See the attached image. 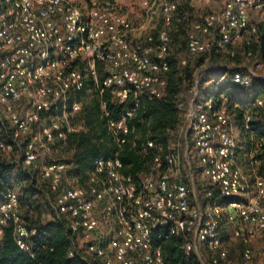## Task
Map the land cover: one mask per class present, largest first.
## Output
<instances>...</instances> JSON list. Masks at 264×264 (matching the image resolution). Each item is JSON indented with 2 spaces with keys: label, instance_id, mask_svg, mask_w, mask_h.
I'll use <instances>...</instances> for the list:
<instances>
[{
  "label": "built area",
  "instance_id": "2783aa9c",
  "mask_svg": "<svg viewBox=\"0 0 264 264\" xmlns=\"http://www.w3.org/2000/svg\"><path fill=\"white\" fill-rule=\"evenodd\" d=\"M138 1L143 14L135 21L117 0H0V157L21 154L22 168L47 184L50 206L68 230V255L84 264H167L158 241L173 238L183 240L184 254L200 264H237L223 238L225 226L229 239L243 246L238 264H264V138L250 136L256 144L245 172L220 84L202 95L196 74L187 108L194 153L213 186L206 198L216 191L218 199L202 203L188 155L157 157L151 173L139 179L122 173L121 150L137 148L129 122L143 96L161 97L166 88L175 23L187 0ZM193 1L204 11L187 30L181 65L201 55L234 59L237 53L227 48L244 44V55L258 57L254 66L224 68L236 92L255 97L264 111V59L252 24L264 16V0ZM90 83L108 96L100 109L116 151L96 158L83 183L71 184L68 164L53 153L58 142L67 145L68 134L86 132L74 115ZM109 105L122 110L119 120ZM253 121L245 112L244 131ZM154 147L149 140L139 150ZM5 228L32 260L46 249L36 240L39 229L23 218L20 194L0 182V238Z\"/></svg>",
  "mask_w": 264,
  "mask_h": 264
},
{
  "label": "trees",
  "instance_id": "16d2710c",
  "mask_svg": "<svg viewBox=\"0 0 264 264\" xmlns=\"http://www.w3.org/2000/svg\"><path fill=\"white\" fill-rule=\"evenodd\" d=\"M186 6L184 9H188ZM258 30V36H256L257 38L254 37V40L260 42L264 59V28ZM182 44L185 46L184 41ZM208 57V55L196 57L193 62L189 61L186 66L181 65V58L171 59V69L166 74L167 85L162 96L142 97L136 116L129 122V127L133 130L132 137L137 138V148L127 145L121 150V160L124 164L122 173L124 175L139 179L141 176L150 174L156 158L161 157L163 159L164 156L173 151L170 149V145L174 136L187 124L186 107L188 108L189 100L193 95L197 71L205 65ZM228 63L233 64L235 62L230 61ZM225 85L220 88L219 92L224 91V89L230 91L226 108L229 114L234 117L237 129L244 130L243 116L245 112L249 111L252 113L254 121L251 130L244 131L243 137L248 142L251 135H254L255 138H264V111L255 107V97L240 99L229 81ZM259 85L264 86L263 83H259ZM209 93L210 90L204 92L206 95ZM107 98L108 96L104 95L102 100L107 101ZM108 110L111 111L114 120L121 118L122 110L120 108L114 109L109 105ZM76 122L82 124L86 132L68 134L67 145L62 146V143L58 142L54 152L58 153L59 158H64L62 161L68 163L67 174L69 173L73 179L79 178L77 183H83L86 174L94 169L95 159L99 156H110L116 151V148L108 138L106 120L102 117L97 99L93 101L92 106L78 115ZM189 133L192 136V132L189 131ZM149 140L154 142L155 147L144 154L140 153V147ZM251 145L246 144L247 155L252 150L255 151V146L252 147ZM71 150H73L71 157L66 159L64 156ZM260 152L255 154H260ZM18 160L0 157L2 189L19 190L23 218L30 227L39 229L36 240L45 245L46 249L38 253L36 260H32L16 246L11 229L5 228L4 234L0 238V264H84L78 257L70 258L68 255L71 242L65 223L54 219L44 223L45 216L51 213L52 209L49 201L51 194L47 184L39 181L35 173L23 169ZM192 169L199 197L205 204L209 199L206 198L207 192L205 190H213V186L202 175L198 160L194 164L192 160ZM199 176L205 178L209 185H200ZM218 197L217 192L213 191V196L209 200H216ZM220 203L226 205L227 201L221 200ZM223 238L225 241L227 238L229 240L228 235H223ZM183 242V240L175 238L162 244L158 241V244L163 247L167 264H200L196 256L184 254ZM240 246L242 251V244Z\"/></svg>",
  "mask_w": 264,
  "mask_h": 264
},
{
  "label": "rangeland",
  "instance_id": "374dc122",
  "mask_svg": "<svg viewBox=\"0 0 264 264\" xmlns=\"http://www.w3.org/2000/svg\"><path fill=\"white\" fill-rule=\"evenodd\" d=\"M78 3H80L81 5H86L88 4L89 0H76ZM120 8L122 9V11L124 13H126L127 15H129L130 17L134 18L135 21L140 20V18L142 17L143 14V10L140 6V3L138 0H117ZM186 7H188V9H181V14L178 16L177 18V22L175 23V28H174V33H173V44H172V48H171V59H175V58H184L186 57V33L187 30L189 29V26L191 24V21L193 20V18L198 17V14L201 13L202 11H204V7L200 4H198V2L193 1V0H187L186 1ZM186 10V11H184ZM193 15L191 18L190 16ZM253 25L256 26L258 29L259 28H264V16H258L255 17L252 21ZM185 42V46L182 44V42ZM227 49L229 50H233L237 53V57L234 59H230L228 57H226L223 54H216L213 55L211 58H208V60L205 62V65L202 66V68H200L197 71L198 74V80H199V92L203 95L204 92H207L209 90H211L212 88H214L216 86V84H220V86H226L225 84L229 81L228 80V75L226 72V69L224 68V66H226L227 64L231 65V63H228L230 61H234L237 65L241 64V65H247V66H254L255 64V59L258 57L256 55H253L254 57H251L250 59L244 55V52L246 50L245 45L244 44H240V43H236L233 44L232 46L228 47ZM253 51H257L256 47L253 48ZM256 53V52H255ZM196 59V58H195ZM194 58L190 59L189 61H194ZM220 66V67H218ZM203 89V90H202ZM227 89H224V91ZM232 91V89H231ZM227 94H230V91L227 90ZM235 94V93H234ZM238 95V97L240 99H246L247 95L245 92H237L236 93ZM193 97V96H192ZM191 97V98H192ZM248 97H251L250 95H248ZM190 98V100H191ZM79 101H81V110L75 114V119L77 121V117L78 115L82 114V112L89 108L90 106H92L93 101L95 99L98 100L99 105L101 106V102H102V96L98 95L94 85L92 83L89 84V86L87 87L86 91H84L81 95L78 96L77 98ZM189 100V102H190ZM186 111H187V107H186ZM234 120V117L232 118ZM77 123V122H76ZM236 125V122H235ZM237 129V128H236ZM236 133V138H237V143L239 146V162L241 163V167L243 168V170L245 172L249 171L250 165H249V161H248V155L246 153V144H252L251 146H255L256 144V139L255 138H251L249 137V142L247 141V139L245 137H243L244 135V130L240 131L237 129ZM135 138V137H133ZM170 149L173 150L172 152H174L175 154L179 155V157L181 159H184L186 155H188L191 160H193V164L196 162L197 163V159L194 153V149H193V137L190 135V133L187 131V124H185V126L183 128H181L178 133L174 136V139L172 140V143L170 145ZM73 153V150L69 151L64 157L66 159L70 158L71 155ZM56 154V156H55ZM58 153H53V157L55 159H58ZM21 154L18 153H14L11 155H8L4 158L8 159H15L16 161L18 159H20ZM57 157V158H56ZM64 160V158H59L58 160ZM68 164V163H67ZM72 169V167H71ZM70 171V169H69ZM67 181L68 183L71 184H76L79 181V178H71L69 176V173L67 174ZM199 184L202 186H207L208 181L199 176ZM15 191H17L19 193L18 189H15ZM20 194V193H19ZM64 220V217L62 215V213H60L59 210L57 209H51V213L47 214L44 218V223L49 222L50 220ZM229 229L227 226L224 227V231H223V235H227L229 233ZM228 242L227 246L231 252V255L233 257V259L236 260L237 264L240 262V257H241V246L239 243H237L236 241L227 238Z\"/></svg>",
  "mask_w": 264,
  "mask_h": 264
}]
</instances>
